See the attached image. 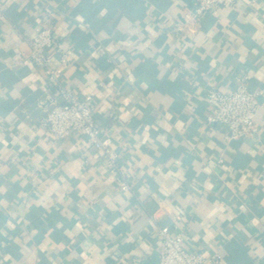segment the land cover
I'll list each match as a JSON object with an SVG mask.
<instances>
[{"label":"crops","instance_id":"1","mask_svg":"<svg viewBox=\"0 0 264 264\" xmlns=\"http://www.w3.org/2000/svg\"><path fill=\"white\" fill-rule=\"evenodd\" d=\"M194 0H0V264H157L162 228L208 264H264V0L199 20ZM64 86L93 92L119 154L41 127L55 87L30 58L41 13ZM249 75L255 137L208 123L210 88ZM130 189L120 190V179ZM156 259V261H155Z\"/></svg>","mask_w":264,"mask_h":264},{"label":"built area","instance_id":"2","mask_svg":"<svg viewBox=\"0 0 264 264\" xmlns=\"http://www.w3.org/2000/svg\"><path fill=\"white\" fill-rule=\"evenodd\" d=\"M191 17L199 20L206 12L218 6L232 7L237 0H194ZM41 28L35 36L29 38L30 58L37 68L47 76V86L55 87L60 101L53 99V106L46 111L41 127L53 137L62 139L71 132L85 136L89 143L101 151L111 172L119 173V154L111 145L108 136H102L95 124L93 110V92L78 95L68 90L61 79L63 68L68 59L63 52L60 63L54 66L51 63L48 49L55 43L53 35V18L50 13L43 12L40 16ZM236 85L230 91H221L210 88L206 92L210 104L207 122L220 123L225 126L227 140L255 137L260 131V123L256 113L260 108L259 93L249 88V75L241 71L235 76ZM130 189L129 182L123 177L120 179V190ZM161 247L157 264H208L216 262V258H207L202 251H189L184 248L180 235H172L167 228L160 230Z\"/></svg>","mask_w":264,"mask_h":264},{"label":"water","instance_id":"3","mask_svg":"<svg viewBox=\"0 0 264 264\" xmlns=\"http://www.w3.org/2000/svg\"><path fill=\"white\" fill-rule=\"evenodd\" d=\"M156 258H158V260H159V256L158 257L156 256ZM155 261H156V259H155Z\"/></svg>","mask_w":264,"mask_h":264}]
</instances>
